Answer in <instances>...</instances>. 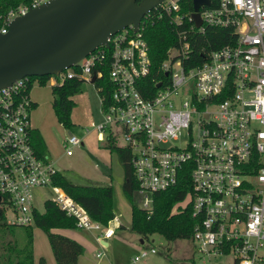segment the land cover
<instances>
[{
  "label": "built area",
  "instance_id": "2783aa9c",
  "mask_svg": "<svg viewBox=\"0 0 264 264\" xmlns=\"http://www.w3.org/2000/svg\"><path fill=\"white\" fill-rule=\"evenodd\" d=\"M43 1L9 8L0 32L15 15ZM196 11L199 25L191 0H159L135 29L129 24L108 34L76 62L42 75L43 82L77 77L92 84L100 111L92 128L100 140L128 148L135 190L146 192L143 209L150 211L152 192L174 186L187 174L188 188L176 205L189 206V238L209 264H222L211 257L225 258V264H264V0H209ZM162 16L176 42L158 64L163 77H152V87H145L150 59L143 30ZM206 26L231 27L234 36L184 65L194 34ZM34 78L43 83L40 76L24 75L0 87V221L31 224L38 210L33 192L49 187L53 196L47 199L73 216L76 228L94 230L95 238L104 240L113 227L92 219L53 183L59 170L33 143L29 111L34 102L28 89ZM88 131L68 130L63 152L71 154ZM117 134L122 144L115 141ZM153 252V246L143 247L129 264Z\"/></svg>",
  "mask_w": 264,
  "mask_h": 264
},
{
  "label": "trees",
  "instance_id": "16d2710c",
  "mask_svg": "<svg viewBox=\"0 0 264 264\" xmlns=\"http://www.w3.org/2000/svg\"><path fill=\"white\" fill-rule=\"evenodd\" d=\"M25 1L0 0V27L3 25V17L7 10ZM215 2L216 0H212V4ZM185 6L190 8L189 1L185 3ZM143 34L148 45L150 59L145 87H152L150 81L152 77H163L157 69L158 64L166 56L167 48L176 42V35L164 16L148 22ZM233 36L231 27L206 26L201 33L194 34L189 57L185 59L184 65H191L194 59L201 60L206 52L231 41ZM200 47L203 48V51L199 50ZM44 78V76H40V81L43 82ZM81 82L77 77H70L61 84L51 85L52 110L56 119L63 125L68 126L70 124L71 95L79 89ZM101 93L106 101L107 88H104ZM32 140L35 147L42 150L44 143L37 129L32 132ZM106 145L117 154L123 170L121 191L126 199L130 200L132 192L137 188V183L129 163V150L125 146L115 144L110 139H106ZM53 183L61 186L66 194L83 206L92 219L106 225L113 218L111 185L72 183L60 172L54 175ZM187 188L188 176L186 173H182L174 186L152 192L150 211L131 204L129 229L137 233L142 240L147 239L152 233H158L166 239L189 238L193 224L189 206L180 207L176 205L184 197ZM32 224L46 233L56 264H77V256L83 251V246L75 239L53 230L59 227H75L73 216L65 214L54 202L46 199L43 202L42 211L33 210ZM6 225L13 226L11 224ZM29 225L23 226L30 227ZM26 236V241L21 245L0 244V264H32L30 229L27 230ZM38 263L44 264L43 257L38 258Z\"/></svg>",
  "mask_w": 264,
  "mask_h": 264
},
{
  "label": "rangeland",
  "instance_id": "374dc122",
  "mask_svg": "<svg viewBox=\"0 0 264 264\" xmlns=\"http://www.w3.org/2000/svg\"><path fill=\"white\" fill-rule=\"evenodd\" d=\"M51 81V78L47 77L45 82L38 83V80L34 78L28 89L29 96L34 102L33 107L29 111V123L33 128L39 131L45 145V153L49 158H54L57 169L65 173L68 176H66L67 179L72 183L78 181L75 179L77 178V173L88 179L98 180L101 175H105V170H107L109 175H107L106 181L111 185L112 189L111 201L113 213L121 207V212L123 214L122 222H128L130 219V205L134 204L137 207H142L143 195L146 194V192L134 190L130 200L126 199L122 194V167L117 154L114 150L108 148L104 141L100 140L96 130L92 128L93 124L100 118L97 93L90 82L80 83L79 89L71 95L72 106L69 112L70 124L66 126L59 122L53 113L51 106ZM83 128H89V131L82 137V144L74 148L70 155L65 154L61 142L64 135L67 134V130H70L76 135H81ZM115 141L118 144L123 143L120 134H117ZM82 181L89 182L85 180ZM33 193L34 205L40 211L43 210V201L53 196V192L49 187L36 188ZM115 208L117 210H115ZM113 223V220L109 222L111 225ZM29 226L30 227L20 225L9 226L0 222V244L14 243L16 245H21L26 241L27 230L30 229L33 250L39 252L37 254L42 255L49 247L46 233L32 223ZM114 229L115 234L108 240L109 245L101 246L98 243L91 242L93 248L88 249L86 252L87 258L93 259L91 264H98V261L94 260L93 252L95 250H103L104 253L107 254L106 261L101 262V264H112V258L107 253L109 249L113 251V254H119L121 252L122 258H126L129 254L132 253L131 255H133L138 253L141 248L149 246H153L155 252L148 253L146 257L140 259L136 264L210 263L204 254L195 250L190 238L166 239L158 233H152L147 239L143 240L142 243H139V241L135 239L134 245L132 244L133 247H131L128 236L135 237L136 233L130 232V234H126L123 238H118V227ZM35 259L34 264L36 263ZM210 260H218L222 264L226 263V259L222 257H211ZM51 261L53 262L52 255ZM45 264H47L46 261Z\"/></svg>",
  "mask_w": 264,
  "mask_h": 264
},
{
  "label": "water",
  "instance_id": "95a60500",
  "mask_svg": "<svg viewBox=\"0 0 264 264\" xmlns=\"http://www.w3.org/2000/svg\"><path fill=\"white\" fill-rule=\"evenodd\" d=\"M158 1L45 0L29 7L0 32V87L24 75L57 73L104 42L108 34L129 24L135 29ZM208 3L191 0L195 25L200 23L198 6Z\"/></svg>",
  "mask_w": 264,
  "mask_h": 264
},
{
  "label": "crops",
  "instance_id": "0c3cea01",
  "mask_svg": "<svg viewBox=\"0 0 264 264\" xmlns=\"http://www.w3.org/2000/svg\"><path fill=\"white\" fill-rule=\"evenodd\" d=\"M100 112V111H99ZM101 141H104L105 143H106V139H103V140H101ZM44 143V142H43ZM82 144V143H81ZM80 144V145H81ZM44 147H45V145L43 146V148H42V151L44 152V154H46L45 153V151H44ZM76 147H78V146H74L73 148H72V152H73V149L74 148H76ZM71 152V153H72ZM47 155V154H46ZM70 155V154H69ZM48 156V155H47ZM51 158V157H50ZM52 159V158H51ZM54 162H55V160H54V158L52 159ZM60 172V171H59ZM60 173H62V172H60ZM65 177L67 176L65 173H62ZM74 174V173H73ZM77 176V178H75L76 180H78V181H76L75 183H80V184H83V183H95V184H109L107 181H106V178H107V175H109V172L107 171V170H105V175L104 176H102L101 175V177L97 180V179H88V178H86V177H83L82 175H79L78 173L76 174ZM68 177V176H67ZM66 177V178H67ZM102 177H104V178H102ZM72 178V177H71ZM83 178V179H82ZM122 178H123V170H122ZM72 179H74V178H72ZM79 179H81V180H79ZM82 180H85V181H89V182H83ZM122 182V181H121ZM123 194V193H122ZM124 196V195H123ZM125 197V196H124ZM126 198V197H125ZM117 206H118V204H117ZM121 207H119V209L117 210L116 208H115V210H117L115 213H114V216H113V218L111 219V220H113L114 221V223L111 225V224H109V222L111 221H108V224L110 225V226H112V227H114V228H116V227H118V238H123L126 234L128 235V234H130V232H133L132 230H130L129 229V224H130V219H129V221L128 222H126V223H123L122 222V219H123V214H122V212H121ZM129 212H130V208H129ZM116 226V227H115ZM113 228V234L110 236V237H108V238H106V239H104L103 241H105V243L104 242H102L100 239L99 240H97L96 238H95V234H96V231H94V230H85V229H79V228H76V227H73V228H54L55 229V231H58V232H60V233H62V234H65V235H67V236H69V237H71V238H73V239H75L76 241H78L82 246H83V251L77 256V264H91L92 262H93V259H88L87 258V256H86V252H87V250L88 249H92L93 248V246H92V244H91V242H93V243H98V244H100L101 246H106V245H109V239L110 238H112V236L115 234V229ZM128 238H129V244L131 245V247H133L132 246V244L134 245V240L135 239H137L138 241H139V243H142L143 242V240L142 241H140V237L138 236V234L136 233V236L135 237H130V236H128ZM31 248H32V254H33V264H34V259L36 260L35 262V264H39L38 263V258L41 256V257H43V259H44V264H45V261L47 262V264L49 263V264H56L55 263V260H54V258H53V262L51 261V255H52V257H53V254H52V251H51V249H50V246L48 247V249H46L45 250V252H43V254L42 255H39V254H37V253H39V252H35L34 250H33V247H32V244H31ZM135 249V248H134ZM97 252H100L99 253V255H96V253ZM135 252V251H134ZM107 253L110 255V257L112 258V264H129V259H130V257H131V254H129V256H127L126 258H122V254H121V252L119 253V254H121V255H119V254H113V251L111 250V249H109L108 251H107ZM93 255H94V260H96V261H98V264H101V262H103V261H106V259H107V257H106V255L107 254H105L104 253V251L103 250H95L94 252H93ZM108 255V256H109ZM105 258V259H104ZM122 258V259H121ZM108 262H109V260H108ZM93 264H96V263H93Z\"/></svg>",
  "mask_w": 264,
  "mask_h": 264
}]
</instances>
